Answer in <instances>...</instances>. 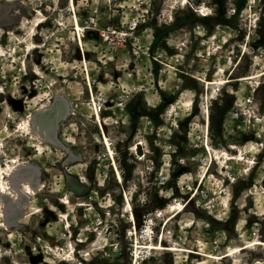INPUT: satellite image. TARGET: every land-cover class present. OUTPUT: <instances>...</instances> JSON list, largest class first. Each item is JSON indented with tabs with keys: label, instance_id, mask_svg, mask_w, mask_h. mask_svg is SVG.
I'll return each instance as SVG.
<instances>
[{
	"label": "rangeland",
	"instance_id": "374dc122",
	"mask_svg": "<svg viewBox=\"0 0 264 264\" xmlns=\"http://www.w3.org/2000/svg\"><path fill=\"white\" fill-rule=\"evenodd\" d=\"M73 5L0 0V264H264V0Z\"/></svg>",
	"mask_w": 264,
	"mask_h": 264
},
{
	"label": "built area",
	"instance_id": "2783aa9c",
	"mask_svg": "<svg viewBox=\"0 0 264 264\" xmlns=\"http://www.w3.org/2000/svg\"><path fill=\"white\" fill-rule=\"evenodd\" d=\"M95 23V19L93 17L88 18L85 20V24L90 26ZM139 28V22L137 20H132L131 22L128 23L127 27L123 31H111V34H107L105 36V39L108 43L114 44L115 40L118 41L117 43H120V46L123 45V42L127 41V37L130 39H134L135 41L139 42L140 38L139 36H134L136 30ZM132 45V44H131ZM134 54H138L136 50L133 51ZM231 62V61H230ZM161 184L164 183L166 176L160 175L159 176ZM191 188H189V191ZM207 198V191L204 188H200V184L193 190V193H190L188 197L179 200L175 197L172 199V204L171 207L175 206H181V210L184 209L183 205L186 202H191L193 205L197 208L200 207L203 203V201ZM181 201L184 202V204H180ZM155 211L150 210L145 214L143 217L142 225L141 228H139L136 232V234L139 236L140 239H148L150 240L153 236L156 235L155 232H157V223H156V217H158V213ZM142 249V248H138ZM145 250V249H143Z\"/></svg>",
	"mask_w": 264,
	"mask_h": 264
},
{
	"label": "bare ground",
	"instance_id": "6f19581e",
	"mask_svg": "<svg viewBox=\"0 0 264 264\" xmlns=\"http://www.w3.org/2000/svg\"><path fill=\"white\" fill-rule=\"evenodd\" d=\"M69 1V3H70V5H71V7L72 8H74V5H73V0H68ZM77 26V29L79 30V25L77 24L76 25ZM79 39V38H78ZM241 79H246V78H241ZM230 80V79H229ZM229 80H220V82H219V84L220 85H223V84H226L227 83V81H229ZM239 80V79H238ZM208 84H211V83H207V85ZM93 102H94V98H93ZM97 112V111H96ZM199 112L200 113H203V114H205V117H207L208 115H207V109L205 108V107H203V106H199ZM97 118H98V114H97ZM208 138H207V136H205L204 137V143H205V145H206V148L210 151V148H209V146H208ZM104 144H105V147L107 148V150H108V152H111V149L109 148L110 146H109V144H108V141L105 139V141H104ZM138 145H140L141 147H142V145L141 144H138ZM137 148H138V146H137ZM137 148H136V150H137ZM142 154H143V151H142ZM138 157H144V155H139V154H137V158ZM140 159V158H139ZM23 168V167H22ZM9 176V175H8ZM8 176H5V173L0 169V190H1V193H0V196L1 197H10V195H9V193H8V191L9 192H11L10 194H12V196H15V195H17V194H19V195H21L20 193V191H18L17 190V194L16 193H14V190H13V187H12V185H11V182H10V178L8 177ZM116 177H117V179L118 180H120V174H119V172H118V170H117V173H116ZM203 178L205 177V176H202ZM202 178V179H203ZM203 181V180H202ZM23 185H27L26 183H24L23 182ZM14 194V195H13ZM22 196V195H21ZM18 197V196H17ZM20 198V197H19ZM129 207L127 206V209H128ZM173 208V210H177L178 211V213H180L182 210H180L182 207L181 206H178V207H172ZM172 217H175V216H171L170 218H168V221L167 222H170L171 221V219H172ZM131 222L133 223V224H135L134 223V220L132 221V216H131ZM3 226H6V224H3ZM259 243V242H258ZM260 244V243H259ZM136 245H137V243H136ZM261 245V244H260ZM135 248H142V249H145V250H147V251H167V252H174V251H176L177 249L176 248H170V247H163L162 245H161V242L159 243V244H155V245H152V244H150V245H147V246H136ZM236 250V249H235ZM230 253H232L233 252V249H231L230 251H229ZM228 254V255H226L225 257H230V255L231 254Z\"/></svg>",
	"mask_w": 264,
	"mask_h": 264
},
{
	"label": "flooded vegetation",
	"instance_id": "af4514ba",
	"mask_svg": "<svg viewBox=\"0 0 264 264\" xmlns=\"http://www.w3.org/2000/svg\"><path fill=\"white\" fill-rule=\"evenodd\" d=\"M93 104H94V102H93ZM101 138H102V132H101V134H99V141L101 140ZM100 143H101V141H100ZM102 144V143H101ZM137 144V143H136ZM110 145H111V148H112V150H113V155L112 156H110L109 155V153L106 151V149L104 148V146H103V148H104V152L107 154V156H109L110 157V161L112 162V164H113V167H115V159H114V156L116 155V152H114V151H116V149H114V147H113V145L110 143ZM135 145V144H134ZM134 145H132L129 149H130V151H132L133 152V154L136 156V158H137V150H136V148H134ZM137 146V145H136ZM142 151H143V149H142ZM142 155H144V154H142Z\"/></svg>",
	"mask_w": 264,
	"mask_h": 264
},
{
	"label": "water",
	"instance_id": "95a60500",
	"mask_svg": "<svg viewBox=\"0 0 264 264\" xmlns=\"http://www.w3.org/2000/svg\"><path fill=\"white\" fill-rule=\"evenodd\" d=\"M198 111H199V109L196 108L194 110V114L197 113ZM137 146H138V148H137V154L142 155V147L140 145H137ZM244 256H246V253L245 252L242 253V254H240V255H238V256H236V259H239V258L244 257Z\"/></svg>",
	"mask_w": 264,
	"mask_h": 264
}]
</instances>
